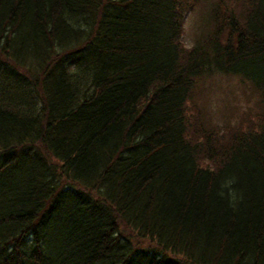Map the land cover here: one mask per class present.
Listing matches in <instances>:
<instances>
[{"label":"trees","instance_id":"1","mask_svg":"<svg viewBox=\"0 0 264 264\" xmlns=\"http://www.w3.org/2000/svg\"><path fill=\"white\" fill-rule=\"evenodd\" d=\"M0 264H264V0H0Z\"/></svg>","mask_w":264,"mask_h":264},{"label":"rangeland","instance_id":"2","mask_svg":"<svg viewBox=\"0 0 264 264\" xmlns=\"http://www.w3.org/2000/svg\"><path fill=\"white\" fill-rule=\"evenodd\" d=\"M186 29L184 35V42L187 46H193L194 40L197 34V26L196 21L192 16L186 18ZM214 84L216 85V89L211 91V110L214 112H219L222 108L223 110H228L230 107H234L235 103L240 104L241 108L230 109V111L241 114V116H245L251 112L250 109H256V99H248L247 95L242 91V81H239V78H228L226 80H215ZM224 100V101H223ZM227 106V107H225ZM228 108V109H225ZM231 115H229L230 117ZM246 118H250L247 115ZM223 123V122H222ZM231 123V122H230ZM221 127V124H220Z\"/></svg>","mask_w":264,"mask_h":264}]
</instances>
